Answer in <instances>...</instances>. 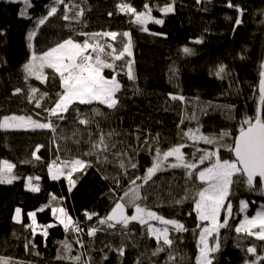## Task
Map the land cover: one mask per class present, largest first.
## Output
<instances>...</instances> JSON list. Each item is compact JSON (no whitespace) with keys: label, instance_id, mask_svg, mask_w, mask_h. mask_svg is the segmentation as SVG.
Instances as JSON below:
<instances>
[{"label":"trees","instance_id":"16d2710c","mask_svg":"<svg viewBox=\"0 0 264 264\" xmlns=\"http://www.w3.org/2000/svg\"><path fill=\"white\" fill-rule=\"evenodd\" d=\"M65 2L79 4L84 9L81 23L65 21L58 12L39 28L31 42L28 40L29 32L36 27L37 19L47 15L49 8L54 6V0H34L26 16L20 15L24 9L22 4L0 3V117L13 114L32 115L34 119H41L43 122V117L47 116V113L35 108L34 102L30 103L26 99L31 94L30 88L38 87L41 92L48 91L50 96L61 90L58 77L55 81L51 79L50 69L45 70L49 74L47 83L26 78L23 66L30 60L33 48L39 54L69 37L82 42L84 37L76 35L77 31L89 33L128 31L133 40L135 61L133 68L137 77L135 86L139 91H134L133 81H129L121 74L118 79H121L125 88L119 94L120 106L115 111L99 106L107 116L106 119L100 117L97 119L105 132L116 129L120 133L114 140L123 143H117L116 149L127 150L128 155L133 157V162L138 164V168H128L125 177L121 175L123 170L116 166L115 157L109 156L111 163H95V157L84 155L89 148L85 126L78 123L73 125L70 119L61 122L63 132L58 129L55 139L48 130L5 132L0 129V160L16 164L14 172L21 177L13 184H0V256L10 257L21 264H66L65 261L56 258L58 251H62L59 242L65 239L73 243V255H79L84 251L75 243L73 234L65 233L63 227L52 216L51 210L45 207L51 203L52 195H55L62 198L61 206L84 227L82 239L85 249H90L85 252V259L90 256L91 264H135L137 258L141 264H150L149 256L156 248V242L146 237L141 226L132 222L129 225L132 230L131 236H123L117 230H112L111 234L98 232L97 236L92 238L86 234L88 226L100 225L96 223V217L88 221L85 212H96L100 217H104L110 212L113 201L128 187L130 179L143 176L146 168L151 166L152 156L149 155L147 146L140 147L138 154L127 148L129 144L137 146L136 135L140 136L142 145L146 137L149 138V143L153 144L151 138L159 134V146L166 150L170 145L179 142L191 143L183 139V132L188 127L195 128L197 125L196 120L187 119L193 111H196L199 124L202 125L201 131L207 135L227 130L235 136L243 117L255 115L259 104L258 84L261 79L259 72L261 64L264 63V0H231L234 5L244 10L242 16L236 8L226 6L229 0L210 2L201 0V3H197V0H175V11L167 16L155 9L157 5L163 6L171 0H125L138 11H143V5L148 3L154 9L152 15L164 20L163 26L154 23L147 25L148 32L141 31L139 26L130 22L131 18L128 15L119 12L117 5L121 0H65ZM58 7L63 12L64 6ZM29 16L32 18L29 19ZM237 19L242 20L239 26L235 25ZM201 38L202 43H195ZM122 41L123 37H118V41L114 42L115 46L119 48ZM30 43L33 47H29ZM185 46L194 49L195 54L186 56L182 52ZM221 64L227 66L228 75L224 79L214 74ZM170 69L175 70L176 74L173 75ZM104 74L110 78V70L106 69ZM16 89H21L22 92L17 94ZM169 94L182 95L185 100L183 102L171 100ZM41 103L44 107L49 106L48 99ZM209 103L212 107H208ZM231 106L234 107L230 113ZM80 107L83 110L87 106ZM204 107H207L206 115L199 111ZM37 112L41 113L40 117L35 115ZM67 115L71 117V110ZM182 117L184 123L181 125ZM74 128L84 131L79 145L72 139H61V136L71 137ZM95 138L93 136V139ZM227 142L231 143V137L227 138ZM37 145H44L37 153L41 156L40 161L33 157ZM199 147L214 150L211 145L200 144ZM193 150L184 149L185 153ZM221 155L224 158H231L223 149ZM57 156L61 159L78 157L93 161L92 167L73 175L77 182L71 191L66 179L53 181L48 173V165ZM124 159L127 162V158ZM28 176L40 177L39 181L34 180V184L40 186L39 192L28 190L25 179ZM116 177H119L121 187L114 194L110 189L116 187L114 183ZM159 177H163L164 180L157 187L149 189L147 185L145 186L146 190L160 197L157 200L155 196L150 195L149 206L165 218H175L183 222L187 228L196 229L198 221L195 213L188 215L193 207L191 201L175 206L172 203L174 199H179L184 194L186 181L183 170L172 169L158 173L153 179L158 180ZM233 193L230 200L234 216L229 220V227L221 229V250L216 254L214 264H245L246 260L254 259L245 251L246 247L252 245L257 246V254L264 255V248H261L264 242L257 241L254 237H243L234 231V227L244 215L238 213L240 200L249 202L247 214L252 216L260 210V205L264 204V196L235 185ZM155 204L161 206L155 207ZM41 207H45L43 212L38 211ZM16 208L23 212L22 224L15 222ZM34 211L38 224H55L49 229L46 238L40 235L39 229L33 238L31 230L23 226L31 223L28 214ZM128 212L130 215L133 214L132 209ZM223 219L222 214L221 221ZM173 235L178 237L175 246L178 249L177 255L185 257L184 264H194L198 251L197 237L192 231ZM29 241L36 245L35 251L40 252V256L34 254L31 245L25 249V244ZM121 244L126 246L123 257H119L111 250ZM105 254L108 256L107 260L103 259ZM164 258L165 253H161L158 258L152 259H158L162 264ZM261 264H264V261Z\"/></svg>","mask_w":264,"mask_h":264},{"label":"snow or ice","instance_id":"6c2138e0","mask_svg":"<svg viewBox=\"0 0 264 264\" xmlns=\"http://www.w3.org/2000/svg\"><path fill=\"white\" fill-rule=\"evenodd\" d=\"M13 2L23 3L24 9L20 12L21 16H26L27 9L32 7L31 0H13ZM197 3H201V0H197ZM59 5L64 6L63 12L58 7ZM226 6L236 8L240 15H243L244 10L234 5L231 0ZM117 8L120 13L128 15L131 18L130 22L139 26L141 31L148 32L147 25L149 23L161 26L164 24L163 19L152 15L154 9L148 3L143 5V11H138L130 2L121 0ZM155 10L167 16L175 11V0H171L163 6L157 5ZM58 12L63 20L74 21L75 23H81V18L84 16V9L79 4L66 3L65 0H54V6L49 8L47 15L36 20V27L28 34L29 42L35 39L39 28L45 25L49 18L56 16ZM28 18L31 19L32 17L29 16ZM241 23V19L235 21L236 26ZM151 34L162 35L160 33ZM76 35L84 37V40L81 42L74 37H69L39 54L33 48L30 60L23 66L26 78H34L41 83H47L49 74L45 70L50 69L51 79L53 81L57 77L59 79L61 90L56 91L54 96H50L48 91L41 92L40 88L32 86L30 88L31 94L26 97L30 103L34 102L35 108L42 109L43 112L47 113V116L43 117V122L41 119H34L32 115H3L0 117V129L48 130L52 134V138L55 139L58 129L63 132L61 122L70 119L73 125L78 123L85 126L89 148L84 155L95 157L97 164L111 163L109 156L115 157L116 166L123 170L121 175L127 177V169H137L138 164L133 162V157L128 155L127 150L116 149L117 143H123V141L114 140V137L119 136L120 133L116 129L105 132L97 117L106 119L107 116L99 106H104L113 111L120 106L121 97L119 94L125 88L121 79H118L121 74L126 76L129 81H133L134 91H139L135 86L137 77L133 68L135 61L131 33L128 31L123 33L116 31L91 33L77 31ZM121 36L123 41L118 48L114 42H117L118 37ZM202 42V38L195 41L197 44ZM29 47H33V45L30 43ZM182 52L186 56L195 54L194 49L187 46L183 47ZM226 68V65L221 64L214 74L218 78L224 79L228 75ZM106 69L110 70V78L104 74ZM170 71L173 75L176 74L175 70L170 69ZM259 75L261 79L258 84L259 104L256 113L254 116L245 115L243 117L239 124L238 134L235 136L227 130H222L218 134H204L201 131L202 125L199 124L196 111L187 116L189 121H197L196 127H188L183 132V139L190 141V144L179 142L164 150L159 146V134L151 138L153 144H150L149 138L146 137L142 145L140 144V136L136 135L137 146L129 144L127 148L138 154L140 147L147 146V151L152 156L151 166L146 168L143 176L130 179L128 187L123 189V194L113 201L110 212L104 217H100L99 213L96 212H85L88 221H92L96 217V223L100 225V227L88 226L86 234L95 238L98 232L111 234L112 230H117L123 236H131L132 230L129 225L136 222L145 230L146 237L152 238L156 242V248L151 251L149 256L150 264H160L158 259L153 260L152 258H158L161 253H165L162 264H184L185 257L178 256V249L175 247L178 243V237L173 234L192 231L193 235L197 237L198 250L194 264H214L217 258L216 254L221 250V229L228 228L229 220L234 216L233 204L230 200V197L234 195L233 186H243L249 192L264 196V63L261 64ZM21 92V89H16L17 94ZM169 96L174 101L183 102L185 100L182 95L169 94ZM44 99L49 100V106L44 107L42 105L41 101ZM80 106L87 107L82 110ZM208 107H212V105L209 103ZM232 107L234 106L229 108L230 113ZM70 110L71 117L67 115ZM199 111L202 115H206L207 107L200 108ZM35 115L40 117L41 113L37 112ZM183 123L184 118L182 117L180 124ZM179 127L180 125H178ZM83 136V130L74 128L71 137L61 136V139H72L74 143L79 145ZM93 136L96 138L93 139ZM229 137H231V143L227 142ZM200 144L211 145L214 150L209 151L206 148H201L199 147ZM43 147L44 145L36 146L33 152L36 161L41 160V156L37 153ZM185 148H193L194 150L185 153ZM222 149L229 153L231 158H224L221 155ZM57 151H59V144H57ZM202 165L204 167H201ZM92 166V160H84L78 157L61 159L57 156L48 165L47 170L53 181H58L61 178L66 179L69 191H71L77 182L76 179H73V175ZM16 167V164L8 160H0V184H13L21 179L14 172ZM172 169L183 170L186 181L184 194L179 199H174L172 203L175 206L191 201L193 207L188 215L191 216L193 212L195 213V218L198 221L196 229L187 228L183 222L175 218H165L162 214L152 210L148 204L150 195L155 196L157 200L160 197L156 193L146 190L145 186L147 185L149 189L157 187L164 178L159 177L158 180L153 178L157 177L158 173ZM25 179L29 191H40L39 184H34V180H40L39 176H28ZM137 181H141V183H137ZM114 183L116 187L110 191L115 194L116 190L121 187L119 177L114 178ZM61 204L62 198L52 195L51 203L45 207L51 210L52 216L63 227L65 233L73 234L75 243L79 244L84 251H81L79 255H73V243L65 239L59 242L62 251H58L56 258L65 261L66 264H91L90 256L85 259V252L90 251V249H85L82 239L84 227L78 220H74ZM159 206L161 205L155 204V207ZM45 207H41L38 211L43 212ZM248 208L249 202L240 200L238 213L244 215L243 219L234 227V231L243 237H254L257 241L264 242V204H261L260 210L252 216L247 214ZM129 209L133 210V214H129ZM222 214L224 215L223 221H221ZM28 215L31 223L23 226L31 230L33 238L37 229L40 230V235L46 238L48 229L54 225L38 224L35 211ZM14 219L17 224L23 223L20 208H16ZM29 245H31L36 256L41 255L40 252L35 251L36 245L31 241L25 244L26 250ZM237 246L239 247L240 244L238 243ZM125 247L121 244L111 250L115 251L119 257H123ZM261 248H264V244L261 245ZM245 251L254 257L251 261L246 260L245 264H261L264 261V255L257 254L256 245L246 247ZM103 259H108L107 254L103 256ZM0 264H21V262L14 261L10 257L0 256ZM135 264H141L139 258Z\"/></svg>","mask_w":264,"mask_h":264},{"label":"rangeland","instance_id":"374dc122","mask_svg":"<svg viewBox=\"0 0 264 264\" xmlns=\"http://www.w3.org/2000/svg\"><path fill=\"white\" fill-rule=\"evenodd\" d=\"M33 1L34 0H31V2H32V6H33ZM1 2H6V3H14V4H22L23 5V3L21 2V3H17V2H13V0H0V3ZM23 7H24V5H23ZM31 8V7H30ZM30 8H28L27 9V11H29L30 10ZM29 13V12H28ZM27 13V14H28ZM150 24H152V23H149L148 25H150ZM3 131H5V132H10V131H25V130H12V129H9V130H3ZM171 159V158H170ZM61 179H63V178H61ZM60 179V180H61ZM21 217H22V221H23V212H22V210H21ZM221 217H222V215H221ZM153 223H156V222H153ZM54 226H55V224H54ZM53 226V227H54ZM157 226H159L158 224H157ZM50 229V228H49ZM49 229H48V231H49ZM39 232H40V230H39Z\"/></svg>","mask_w":264,"mask_h":264},{"label":"crops","instance_id":"0c3cea01","mask_svg":"<svg viewBox=\"0 0 264 264\" xmlns=\"http://www.w3.org/2000/svg\"><path fill=\"white\" fill-rule=\"evenodd\" d=\"M37 130H39V129H37Z\"/></svg>","mask_w":264,"mask_h":264},{"label":"water","instance_id":"95a60500","mask_svg":"<svg viewBox=\"0 0 264 264\" xmlns=\"http://www.w3.org/2000/svg\"><path fill=\"white\" fill-rule=\"evenodd\" d=\"M259 179V178H258Z\"/></svg>","mask_w":264,"mask_h":264}]
</instances>
